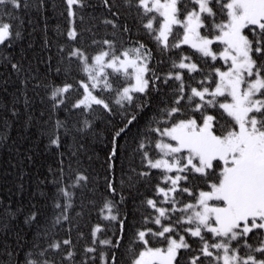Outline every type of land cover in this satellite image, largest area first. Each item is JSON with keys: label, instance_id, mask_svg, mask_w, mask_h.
Instances as JSON below:
<instances>
[{"label": "snow or ice", "instance_id": "6c2138e0", "mask_svg": "<svg viewBox=\"0 0 264 264\" xmlns=\"http://www.w3.org/2000/svg\"><path fill=\"white\" fill-rule=\"evenodd\" d=\"M65 3L71 18L76 17V7H85V0ZM124 3L136 11L137 23L162 53L179 51V58L171 59L168 72L161 76L150 67L152 50L141 40L118 47L114 39H94L91 43L99 49L94 54L73 47L68 55L78 61L77 68L86 77L78 81L83 95L73 108L94 111L96 105L114 114L113 104L121 109L125 105L136 106L137 111L130 115L121 113L127 123L113 136L109 161L117 155L118 138L137 120L139 112L151 105L149 90H159L161 81L165 86L170 81L177 82L170 89L173 99L149 119L137 144L142 161L148 169L161 170V182L166 187L157 184L155 192L162 199L149 198L145 202L153 213L142 218L141 226L132 235L130 264H181V250L195 253L188 256L185 264H264V0ZM8 4L21 6L19 0H0V5ZM103 4L111 7L109 0H103ZM103 23L113 29L119 27L114 20ZM123 32H130L127 25ZM11 35V25L0 22V44ZM15 35L18 37L19 32ZM79 36L73 20L67 37L76 42ZM185 45L193 50L192 55L182 51ZM209 60L213 63L209 64ZM202 65H207L209 71L205 72ZM18 67L12 64L14 70ZM193 74L202 77L196 86L185 79L187 75L188 80H195ZM121 79L124 86L116 87L114 81ZM73 87L64 83L52 88L53 110L64 103V94ZM97 89L114 92V101L110 104L95 94ZM89 124L85 121L84 127ZM60 127L63 124L58 120L55 129ZM55 129L49 143L59 147L60 137ZM149 147L159 153L158 158L152 157ZM60 172L62 175V168ZM139 175L147 177L149 172ZM87 179L77 173L72 186ZM193 180L201 181L202 186L193 185ZM182 182L189 186H182ZM108 190L116 194L111 182ZM57 191L65 198L63 205L54 204L62 209L61 216L55 219L59 224L61 219H69L72 193L62 186ZM183 194L190 198L187 202L178 198ZM116 204L113 199H105L99 212L104 220L117 222L120 235L100 239L98 234L104 228L97 224L91 231L93 245H107L115 250L123 243L126 219L119 218ZM37 216V212H32L25 223H34ZM189 238H194L198 247L194 248ZM251 239H255V246L249 242ZM154 243L160 246L154 247ZM71 245V239H64L48 244V249ZM48 249L39 255L46 256ZM97 251L96 247L85 248L87 253ZM74 255L69 250L63 260H71ZM31 257V251L25 252L23 259L17 254L15 264H56L54 259L41 261ZM99 258L101 264H109L105 252L101 251ZM111 264H117L116 251H111Z\"/></svg>", "mask_w": 264, "mask_h": 264}, {"label": "trees", "instance_id": "16d2710c", "mask_svg": "<svg viewBox=\"0 0 264 264\" xmlns=\"http://www.w3.org/2000/svg\"><path fill=\"white\" fill-rule=\"evenodd\" d=\"M19 3V8L0 5V22L9 23L12 32L8 40L0 44V264H15L17 254L23 259L24 253L29 251L32 259H54L56 264H101V251L107 254L111 264V251H116L117 264H130L132 235L136 227L141 226L142 218L153 213L145 202L149 198L162 199L156 195L157 184L166 187L161 182V170L147 168L141 153L136 151L137 144L149 119L173 99L170 89L176 87L177 82L170 81L165 86L161 81L159 90H149L151 105L140 111L137 120L118 138L117 155L114 161H109L113 136L127 123L121 113L130 115L137 111L136 106L125 105L121 109L113 104L114 114L96 105H93L94 111L73 108L75 101L83 95L78 81L85 76L77 68L78 61L68 53L73 47H80L88 54H94L99 50L91 43L94 39H114L118 47L121 43L127 47L141 40L152 50L150 67L161 76L169 71L171 59H178L180 53H162L137 23L136 11L124 0H109L110 8L103 0H85V7H76L75 18L68 16L65 0H19ZM106 19L114 20L119 27L113 29L103 23ZM73 20L80 33L76 42L67 37ZM125 25L130 32H123ZM16 32H19L18 37ZM180 32L182 34V30ZM182 51L193 54L186 45ZM12 64H17L18 70H14ZM202 67L205 72L209 71L207 65ZM193 75L195 80H188L187 75L185 79L196 86V81L202 77ZM64 83L74 87L64 94V103L53 110L51 90ZM114 84L124 86L122 79ZM95 93L110 104L115 99L114 92L97 89ZM58 120L63 127L55 129ZM85 121L90 122L88 127H84ZM53 129L60 137L59 147L49 143ZM148 150L153 158L159 156L154 147ZM110 164L113 167L110 168ZM145 171L149 175L141 177L139 173ZM77 173L88 179L73 187ZM109 182L116 188L115 195L108 190ZM59 183L72 193V207L68 209L69 219L63 220L62 229L54 233L55 237L52 235L54 239L44 243L42 241L50 232L52 212L55 217L62 214V209L55 208L54 204L65 203V198L57 191ZM192 184L202 186L199 180H193ZM182 186L189 185L182 182ZM178 198L185 202L190 199L187 194ZM105 199L116 201L115 211L120 219H126L123 243L115 250L92 243L91 231L97 224L104 228L98 234L100 239H115L120 235L117 222L104 220L100 215L99 209ZM34 211L38 213L36 221L26 224L25 218ZM64 239H71L72 245L62 246L60 250L48 249V244ZM189 242L194 248L198 247L194 238H189ZM249 242L256 245L255 239ZM153 246L160 245L154 243ZM86 247H96L98 251L87 253ZM44 249L48 251L41 257L39 253ZM69 250L75 253L74 257L63 260ZM181 252V264H185L190 254H195L186 250Z\"/></svg>", "mask_w": 264, "mask_h": 264}, {"label": "bare ground", "instance_id": "6f19581e", "mask_svg": "<svg viewBox=\"0 0 264 264\" xmlns=\"http://www.w3.org/2000/svg\"><path fill=\"white\" fill-rule=\"evenodd\" d=\"M62 185L59 183L58 185H57V188L58 187H61ZM63 187V186H62ZM77 200H78V198H76L75 199V201L73 202L74 204H76L77 203ZM77 206H78V204H77ZM77 208V207H76ZM48 209L49 210H51V208H50V206H48ZM49 210H48V213H49ZM75 210V209H74ZM50 214H51V212H50ZM50 216V215H49ZM55 219H56V217L54 216V213L52 212V216L50 217V222H49V224H50V226H49V229H50V232H49V235L48 236H46L45 238H44V241H42V242H47L48 240H50V239H54L53 237H55V235H54V233L56 232V231H60V229H62V223H63V219H61V221H60V223L59 224H56L55 223ZM76 227L78 228V229H80V226L79 225H76ZM52 235H54L53 237H52ZM80 237H81V235H80ZM79 237V238H80ZM83 237H81V239H82ZM42 239V238H41Z\"/></svg>", "mask_w": 264, "mask_h": 264}, {"label": "rangeland", "instance_id": "374dc122", "mask_svg": "<svg viewBox=\"0 0 264 264\" xmlns=\"http://www.w3.org/2000/svg\"><path fill=\"white\" fill-rule=\"evenodd\" d=\"M110 71V70H109ZM84 79H86V77L84 78ZM96 94V93H95ZM159 157V156H158ZM158 157H156V158H158ZM155 159V158H154Z\"/></svg>", "mask_w": 264, "mask_h": 264}]
</instances>
